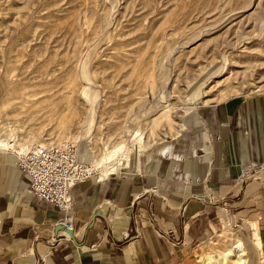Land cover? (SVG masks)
I'll use <instances>...</instances> for the list:
<instances>
[{"label":"rangeland","instance_id":"obj_1","mask_svg":"<svg viewBox=\"0 0 264 264\" xmlns=\"http://www.w3.org/2000/svg\"><path fill=\"white\" fill-rule=\"evenodd\" d=\"M263 91L264 0H0L2 151L49 147L83 182L169 160L209 106ZM250 170L183 202L191 239L160 264H264Z\"/></svg>","mask_w":264,"mask_h":264},{"label":"crops","instance_id":"obj_2","mask_svg":"<svg viewBox=\"0 0 264 264\" xmlns=\"http://www.w3.org/2000/svg\"><path fill=\"white\" fill-rule=\"evenodd\" d=\"M204 125L163 149L167 161L154 157L124 176L76 184L70 237L55 232L63 212L27 192L15 151L0 147V264L170 262L173 247L191 239L178 215L188 197L208 189L223 196L250 169L263 172L264 182V91L209 106ZM40 246L46 248L42 255Z\"/></svg>","mask_w":264,"mask_h":264},{"label":"built area","instance_id":"obj_3","mask_svg":"<svg viewBox=\"0 0 264 264\" xmlns=\"http://www.w3.org/2000/svg\"><path fill=\"white\" fill-rule=\"evenodd\" d=\"M13 154L16 168L27 178V192L63 212L55 226L57 233L66 237L62 229L71 228L75 212L72 188L85 180L89 172H76L68 162L71 161L68 156L49 147L38 146Z\"/></svg>","mask_w":264,"mask_h":264},{"label":"bare ground","instance_id":"obj_4","mask_svg":"<svg viewBox=\"0 0 264 264\" xmlns=\"http://www.w3.org/2000/svg\"><path fill=\"white\" fill-rule=\"evenodd\" d=\"M11 145H13V144H11V143H3V142H1L0 141V146H2L3 148H6V147H10ZM5 146V147H4ZM16 152H21L20 150L19 151H17L16 150ZM111 170H108V172H110ZM263 172H260V174H262ZM261 176V175H260ZM60 233H62V232H60ZM63 235H64V233H63ZM65 236L67 237V235L65 234Z\"/></svg>","mask_w":264,"mask_h":264},{"label":"water","instance_id":"obj_5","mask_svg":"<svg viewBox=\"0 0 264 264\" xmlns=\"http://www.w3.org/2000/svg\"><path fill=\"white\" fill-rule=\"evenodd\" d=\"M58 227H56L55 232H57ZM62 231L67 235V237L71 236V228H63Z\"/></svg>","mask_w":264,"mask_h":264}]
</instances>
